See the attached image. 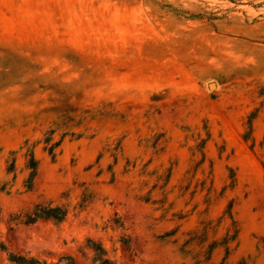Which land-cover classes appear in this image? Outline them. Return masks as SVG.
<instances>
[{"label":"rangeland","instance_id":"1","mask_svg":"<svg viewBox=\"0 0 264 264\" xmlns=\"http://www.w3.org/2000/svg\"><path fill=\"white\" fill-rule=\"evenodd\" d=\"M0 240L264 264V0H0Z\"/></svg>","mask_w":264,"mask_h":264},{"label":"trees","instance_id":"2","mask_svg":"<svg viewBox=\"0 0 264 264\" xmlns=\"http://www.w3.org/2000/svg\"><path fill=\"white\" fill-rule=\"evenodd\" d=\"M36 164L37 162L34 156H32L31 168L33 169L34 172L36 169ZM65 217H66V210L63 209L62 207L43 206L42 204H39L36 206L34 212L28 216L27 222L33 223L40 218L55 219L57 221H62L65 219ZM99 249L103 251V256H101V258L98 259L99 261L98 264H114V262L110 258L104 257L105 250L103 248H99ZM0 250L7 252L8 259L16 264H48L46 261H42L36 257L29 256L23 253H15L13 251H10L6 243L1 240H0Z\"/></svg>","mask_w":264,"mask_h":264},{"label":"bare ground","instance_id":"3","mask_svg":"<svg viewBox=\"0 0 264 264\" xmlns=\"http://www.w3.org/2000/svg\"><path fill=\"white\" fill-rule=\"evenodd\" d=\"M212 86H214V84H212Z\"/></svg>","mask_w":264,"mask_h":264}]
</instances>
